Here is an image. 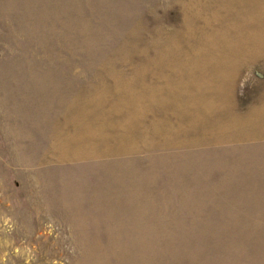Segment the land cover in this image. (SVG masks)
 Here are the masks:
<instances>
[{
    "label": "rangeland",
    "instance_id": "374dc122",
    "mask_svg": "<svg viewBox=\"0 0 264 264\" xmlns=\"http://www.w3.org/2000/svg\"><path fill=\"white\" fill-rule=\"evenodd\" d=\"M0 264H264V0H0Z\"/></svg>",
    "mask_w": 264,
    "mask_h": 264
}]
</instances>
